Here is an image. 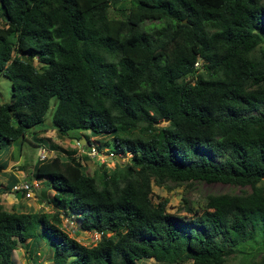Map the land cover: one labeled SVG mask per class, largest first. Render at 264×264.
Wrapping results in <instances>:
<instances>
[{
    "label": "trees",
    "instance_id": "16d2710c",
    "mask_svg": "<svg viewBox=\"0 0 264 264\" xmlns=\"http://www.w3.org/2000/svg\"><path fill=\"white\" fill-rule=\"evenodd\" d=\"M111 2L0 0V71L10 80L0 143L23 139L52 98L56 132L109 134V151L129 153L95 174L74 149L36 160L52 210L0 204V264H15L12 250L36 232L51 264H223L235 248H264L263 0H130L121 17L108 15ZM191 180L250 189L210 193L199 212L185 206L187 217L165 197L152 201V183ZM62 216L100 231L96 242L68 235Z\"/></svg>",
    "mask_w": 264,
    "mask_h": 264
},
{
    "label": "rangeland",
    "instance_id": "374dc122",
    "mask_svg": "<svg viewBox=\"0 0 264 264\" xmlns=\"http://www.w3.org/2000/svg\"><path fill=\"white\" fill-rule=\"evenodd\" d=\"M129 6L130 0H112L107 9L108 15L111 17H121L127 11ZM147 22L149 21H146V23ZM1 23L2 21L0 19V24ZM254 52L258 53L257 49ZM34 64L37 66L39 65L36 61ZM9 98L10 80L0 71V103L7 102ZM52 110L53 105L51 98L43 121L27 129L23 139L10 141L9 143H6L5 141L0 143V159L17 161L11 167L13 170L17 171V179L34 178L32 176V168L37 160L38 152L41 147L46 148L47 157L57 154L63 158H68V153L72 151L71 149H74L75 156L78 157L85 172L88 174L100 172L101 167L98 164L104 163L105 166L112 167L115 165L116 159L124 161L128 160L129 153L127 152L122 156L116 154L115 157L108 153L109 150H111L109 134L91 135L87 130L83 129L71 130L68 131L67 134H59L51 124ZM83 134L88 136L91 140L90 143L97 150L96 157H91L87 153L90 145L87 146L84 142L81 144L78 142L77 137H83ZM14 165H16V167ZM260 182L264 183V178H262ZM151 189L152 201L165 197L167 199L166 209L168 211L187 217L190 216V213L186 211L185 206H189L194 212H199L204 208L206 197L210 193H241L249 191L250 188L249 186L233 185L220 181L206 182L203 180H191L180 184L171 181H165L161 185L152 183ZM4 192L10 193L9 190ZM52 192L53 189L49 186V182L47 180H40L39 187L35 191V197L27 201L31 204L26 205L21 203L19 208L30 211L40 210L50 212L52 210L51 206L42 199L50 197ZM19 197L20 201L26 200L22 196ZM74 223L75 222L72 223L69 219L64 218L61 219L60 227L68 235L74 237L85 245H92L96 242L97 236L94 231L81 230L75 226ZM262 251H264V248L258 247L256 244L250 247L247 245L242 250L235 248L228 253L223 264H254V260ZM50 254L51 247L48 239H45L43 234L37 232L31 238V245L26 248L16 246L13 253L14 259L16 258V264H51ZM138 263L167 264L166 262L154 260L153 258H143L142 260H138ZM181 264H190V261L187 260Z\"/></svg>",
    "mask_w": 264,
    "mask_h": 264
},
{
    "label": "crops",
    "instance_id": "0c3cea01",
    "mask_svg": "<svg viewBox=\"0 0 264 264\" xmlns=\"http://www.w3.org/2000/svg\"><path fill=\"white\" fill-rule=\"evenodd\" d=\"M0 161L4 164V166L2 168H0V183L1 184L2 183L11 184V183L15 182L17 179L16 177H18V174H17V171L13 170L11 167L17 161H11V160L8 161L7 159H3V160L0 159ZM14 166L16 167V165H14ZM4 191H8V190H1L0 191V204L2 205L3 208H5L7 210L29 211V210H24V209L19 208V205L21 203H24L26 205H30L31 203L27 202L29 199H26L25 201H20V197L18 195H15L12 193H7ZM29 245H31V239L26 238L22 243H19V244L17 243L16 246H20V247L22 246L23 248H26ZM13 253H14V249L12 250V258L15 261L16 258L14 259ZM142 259L143 258H140L138 260H142Z\"/></svg>",
    "mask_w": 264,
    "mask_h": 264
},
{
    "label": "built area",
    "instance_id": "2783aa9c",
    "mask_svg": "<svg viewBox=\"0 0 264 264\" xmlns=\"http://www.w3.org/2000/svg\"><path fill=\"white\" fill-rule=\"evenodd\" d=\"M198 61H195L194 64L197 65ZM90 148L89 151L87 152L89 156L96 157L97 156V150L94 148V146L89 143ZM110 155L114 156L113 152L109 151L108 152ZM47 157V150L44 147H41L38 152L37 160H43L44 158ZM39 182L40 180L37 178H19L16 179L15 182H13L9 188L10 193H13L18 196H22L25 199H32L35 197V191L39 187ZM65 219H69L72 223L73 221L70 218H67L65 216H62ZM62 218V219H64ZM97 239L100 235V231H94Z\"/></svg>",
    "mask_w": 264,
    "mask_h": 264
},
{
    "label": "water",
    "instance_id": "95a60500",
    "mask_svg": "<svg viewBox=\"0 0 264 264\" xmlns=\"http://www.w3.org/2000/svg\"><path fill=\"white\" fill-rule=\"evenodd\" d=\"M4 19L6 20L7 18L5 17ZM183 21H185V19H183ZM167 120H168L167 117L162 118V121H167ZM78 142H79L80 144L84 142L87 146L89 145V142H87V141L85 140L84 137H80V138L78 139Z\"/></svg>",
    "mask_w": 264,
    "mask_h": 264
}]
</instances>
